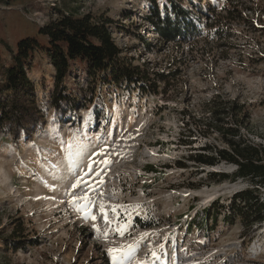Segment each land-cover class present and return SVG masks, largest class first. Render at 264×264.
Masks as SVG:
<instances>
[{
    "label": "rangeland",
    "instance_id": "1",
    "mask_svg": "<svg viewBox=\"0 0 264 264\" xmlns=\"http://www.w3.org/2000/svg\"><path fill=\"white\" fill-rule=\"evenodd\" d=\"M165 2L198 13L189 39L168 40L147 24L154 5L161 11ZM197 2L211 4L214 15L199 12ZM61 13L110 19L116 43L143 65L148 87L122 86L108 97L99 85L95 96L105 106L97 115L78 65L69 85L84 106L73 123L52 122L44 103L47 124L31 138L15 142L0 131V264H264V221L247 227L239 217L224 220L233 196L251 182H214L209 172L237 166L187 159L207 140L222 144L217 133L205 138L190 126L215 95L244 104L241 133L264 143V0H0V69L20 39L45 42L40 27ZM49 61L37 53L29 74L40 101L42 79L48 95L53 87ZM180 159L188 167H179ZM216 201L226 207L218 223L199 227ZM16 217L24 218V237L38 244L6 249Z\"/></svg>",
    "mask_w": 264,
    "mask_h": 264
},
{
    "label": "trees",
    "instance_id": "2",
    "mask_svg": "<svg viewBox=\"0 0 264 264\" xmlns=\"http://www.w3.org/2000/svg\"><path fill=\"white\" fill-rule=\"evenodd\" d=\"M197 4L202 7L199 12H205L208 16L214 15L216 9L211 4ZM164 5L161 11L154 5L150 15L145 17L147 24H157L156 29L168 40L180 35L189 39L196 33L199 16L193 8L184 7V3L170 6L165 2ZM157 20L161 23H157ZM111 22L108 18L99 19L91 14L75 16L71 13H61L60 17L40 27L39 33L47 38L45 42L31 36L20 39L11 62L0 69V131L10 134L15 142L31 138L47 124L44 103L52 108V122L67 120L73 123L78 110L84 106L81 100L84 97H79V93L69 85L78 65L83 68L84 75L89 79L90 87L85 90V96L89 103H96L97 115L105 106L103 101L95 96L99 85L108 97L122 86L144 92L148 87L147 73L143 65L131 61L125 55L124 49L116 43L110 30ZM146 45L150 50L155 48L151 40L147 41ZM37 53L48 55L49 63L55 72L50 95L45 79H42L41 101L37 84L29 76ZM161 80H165L164 77H161ZM247 117L244 104L222 95H215L205 104L202 115H192L189 122L190 126H194V133L199 131L205 138L217 133L222 144L207 140L201 147L194 149L196 152L187 155V159L209 166H216L223 161L237 166L232 173L209 172L207 176L217 183L225 180L236 181L239 178L251 182V187L233 196L230 209L224 216L228 225L233 224L239 217L241 222L249 227L264 221V199L260 193L261 189H264V143L253 142L241 133L242 128L247 127ZM182 138V144L194 142L192 139L190 141V138ZM177 164L181 168L188 167L183 159L177 160ZM147 169L156 170L150 164ZM225 208L224 204L216 201L212 209L206 211L204 226L203 222H198V226L205 227L206 230L212 229ZM210 219L212 225H208ZM11 221L14 228L12 236L5 240L6 249L21 250L27 247L28 242L33 245L40 242L24 237V218L16 217Z\"/></svg>",
    "mask_w": 264,
    "mask_h": 264
},
{
    "label": "snow or ice",
    "instance_id": "3",
    "mask_svg": "<svg viewBox=\"0 0 264 264\" xmlns=\"http://www.w3.org/2000/svg\"><path fill=\"white\" fill-rule=\"evenodd\" d=\"M78 183H79V182H78ZM77 186H78V184H77ZM131 248H132V246H129V249H128L129 252L131 251ZM111 251L114 252V253L117 252L116 249H112ZM117 259H118V257H117L116 255H114V256H113V260L116 261Z\"/></svg>",
    "mask_w": 264,
    "mask_h": 264
},
{
    "label": "bare ground",
    "instance_id": "4",
    "mask_svg": "<svg viewBox=\"0 0 264 264\" xmlns=\"http://www.w3.org/2000/svg\"><path fill=\"white\" fill-rule=\"evenodd\" d=\"M214 167H217V166H214Z\"/></svg>",
    "mask_w": 264,
    "mask_h": 264
}]
</instances>
